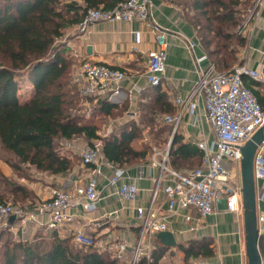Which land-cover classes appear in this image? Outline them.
<instances>
[{
  "label": "trees",
  "instance_id": "16d2710c",
  "mask_svg": "<svg viewBox=\"0 0 264 264\" xmlns=\"http://www.w3.org/2000/svg\"><path fill=\"white\" fill-rule=\"evenodd\" d=\"M121 1L0 0V145L20 163L55 175L66 174L75 164V156L60 153L57 140L82 135L89 145L100 139L106 159L116 166L127 167L129 163L148 158L147 150L132 145L138 135V121H128L119 132L101 136L95 124L80 120L75 113L76 104L93 97L81 95L72 80L76 61L63 54V37L81 21L88 8H112ZM167 1L183 6L185 18L217 68L233 71L239 62V53L246 45L241 23L253 0ZM21 75L33 86L26 98H21L19 93ZM244 80L264 108L261 83L249 80L247 76ZM142 97L139 102L141 118L154 119L159 113L164 116L177 112L159 85L149 87ZM96 104L105 114L118 107L107 98ZM124 108L127 109V105ZM168 126L172 133L173 126ZM171 133L169 165L177 170L186 164L190 165L189 170L198 167L202 151L197 144L186 140L178 129ZM11 165L20 169L14 163ZM6 191L14 194L25 191V188L0 170V204L7 203ZM5 229L0 230V242ZM47 233L46 236L36 234L33 240L20 237L0 243V264H120L109 251L76 244L72 236L61 237L56 229ZM177 246L184 253L185 264H193L192 259H209L215 254L211 241L206 238ZM259 247L264 256V236L259 238ZM169 248L156 235L151 260L142 256L137 264H161Z\"/></svg>",
  "mask_w": 264,
  "mask_h": 264
},
{
  "label": "built area",
  "instance_id": "2783aa9c",
  "mask_svg": "<svg viewBox=\"0 0 264 264\" xmlns=\"http://www.w3.org/2000/svg\"><path fill=\"white\" fill-rule=\"evenodd\" d=\"M264 0H253L251 7L242 20V35L247 38V30L258 8ZM151 0H123L112 8H88L81 21L74 26L73 34L82 35L97 21H146L150 17ZM158 48L148 53L146 80L150 86L161 84L166 69L167 35L157 23L153 24ZM198 62L206 61L199 70L190 93L177 97V112L166 114L164 121L176 130L183 115L194 113L203 101L205 115L211 124L213 138L205 136L196 141L202 151L201 164L191 170H177L168 163V151L160 160L153 159L151 166L159 169L152 189L151 202L148 207H139L141 236L135 247L130 250L127 242L117 239L112 233H106L99 240L88 234L82 225L73 231L74 241L81 246H97L100 251H109L120 264H137L142 256L151 260L153 233L168 230L167 219L178 214L181 209L194 208L200 217L214 212L215 203L225 199L226 208L236 213L243 212V192L241 179V147L252 134L264 124V108L256 95L248 87L244 76L255 80H264V74L250 67L241 59L233 71H220L204 51ZM127 78L124 69L111 66L105 62L83 59L73 73V82L79 87L82 96L98 97L107 95L111 102H121L122 83ZM157 152L156 155H158ZM84 165L95 168L97 174L102 166L113 170L108 185H118L117 193L123 200L135 199L139 192L137 179L127 178L126 167L116 166L104 155L102 141L94 140L80 151ZM143 169L140 170V174ZM254 176L257 182H264V141L258 146L254 157ZM164 183V184H163ZM163 191L167 203L166 213H160L154 206L159 191ZM102 195L96 177L74 182L60 187L51 186L49 197L35 208L22 212L10 203L0 204V226L14 231L36 221L38 216H46L49 229H58L75 220L76 214L71 208H80L83 212L96 209ZM15 215L11 224L10 217ZM187 220L190 216L186 217ZM19 222L20 226L16 224ZM259 237L264 236V211L258 213Z\"/></svg>",
  "mask_w": 264,
  "mask_h": 264
},
{
  "label": "crops",
  "instance_id": "0c3cea01",
  "mask_svg": "<svg viewBox=\"0 0 264 264\" xmlns=\"http://www.w3.org/2000/svg\"><path fill=\"white\" fill-rule=\"evenodd\" d=\"M154 23H157L167 35L166 69L159 88L167 93L170 101L178 110L176 98H184L190 93L199 78V70L206 64V61H197V57L203 54L204 49L194 28L174 3L167 0H151L150 17L146 21H97L82 35L73 34L72 31L75 29L73 27L62 39L65 43L64 56L72 57L76 61L72 71V80L75 68L83 59L105 62L126 70L127 78L122 83L121 102L112 103L127 105L126 112L129 116L127 122L133 119L137 121L140 113L139 102L143 100V93L152 87L148 84L145 74L148 53L158 48L155 39L156 32L153 29ZM89 45L92 46L91 54L87 53ZM239 57L250 67L264 74V2L252 18L247 30L246 45L241 49ZM247 78L252 80L248 76ZM257 81L261 83L260 90L262 91L264 80ZM103 98H107V95L93 97L95 103ZM199 105L200 108L194 113H185L177 127L186 140L195 143L203 136L208 139L213 138L212 127L205 115L202 100ZM171 141L172 135L169 147ZM169 147L166 150L168 152ZM66 148L74 150L72 144ZM156 153L157 151L153 159H156ZM152 161L149 160L138 166L127 165L125 180L130 181L136 178L139 187L137 197L132 200H123L119 197L117 188L120 183L108 185L109 178L113 174L111 168L103 165L101 173L97 174L93 166L84 165L81 160L75 162L66 174H45L51 179L55 178L56 185L51 180V183L36 182L33 184L36 189H39L37 194L43 201L49 197L51 186L64 187L96 177L102 191L96 209L92 212H83L80 208H71L70 211L77 215L75 220L59 227L56 231L61 237L72 236L75 228L82 225L88 234L98 237L99 240L106 233H112L117 239L126 241L132 250L141 236L137 209L149 206L155 177L159 174V169L151 166ZM141 169H143L142 174H140ZM257 188L260 196L257 206L260 213L264 211V182H257ZM154 206L158 212L166 213L167 203L162 190L159 191ZM187 216H190L189 220ZM46 219L45 215L38 216L36 221L26 225L23 230L15 234L22 238L28 236L29 239L34 237L38 231L48 232L51 229L47 227ZM167 224L168 230L175 234L179 243L203 238L211 241V246L215 251L214 256L202 260L192 259L193 264H248L243 212L236 213L227 210L224 198L215 203L214 212L206 217H200L194 208H185L181 209L178 214L170 216ZM16 225L20 226L19 222ZM156 233L151 236L152 245ZM161 264H185L184 253L178 246L170 247L161 259Z\"/></svg>",
  "mask_w": 264,
  "mask_h": 264
},
{
  "label": "rangeland",
  "instance_id": "374dc122",
  "mask_svg": "<svg viewBox=\"0 0 264 264\" xmlns=\"http://www.w3.org/2000/svg\"><path fill=\"white\" fill-rule=\"evenodd\" d=\"M185 1V0H181ZM178 7L183 12L184 16L186 14L183 11V6L178 5ZM188 21V20H187ZM240 56V53H239ZM240 58V57H239ZM240 60V59H239ZM20 84V95L21 98L30 96V92L33 90V86L31 82L24 76L21 75L19 77ZM77 88L78 85H77ZM262 93H264V86L262 87ZM124 103L118 105V107L110 114H105L100 111V106L92 100L82 99L80 103L76 104L75 113L80 116L81 121H86L89 124H95L98 127V133L101 136H107L112 132H119L124 123L129 120V116L127 115V109L124 108ZM164 116L162 113L156 115L154 119H150L149 117H142L138 114L137 121L138 126V135L136 139L132 142L134 148L139 150H147L149 156L145 160H136L132 163H129L130 166H138L140 164L147 163L149 160H153L155 152L165 153L169 147L170 143V128L169 124L164 121ZM167 129V130H166ZM172 134V133H171ZM69 144H72L73 149L66 148ZM88 145V140L84 135L76 136L73 139H64L59 138L57 140L56 147L60 150V153L65 155H74L75 162L81 160L80 151L83 147ZM159 154V153H158ZM157 160L161 159V154L157 155ZM16 164L20 167V169H14L11 164ZM10 168V169H9ZM183 169H190V165L186 164L182 167ZM0 170L12 180L17 181L19 184H22L25 188V191H17L12 194L6 191L4 194L8 197L7 203L13 204L16 208L20 209L22 212L27 210H31L35 208L42 200L38 197L37 190L33 183H51L53 181L54 185L57 182L54 179L49 178L45 174L49 175L48 172H43L37 170L34 166L29 164H22L19 162L18 158L15 157L12 153L5 150L0 145ZM11 170V171H10ZM48 180V181H46ZM53 185V184H52ZM5 228H1L0 230ZM1 230V231H2ZM5 234L1 237V242L4 243L7 239H17L18 237L15 233L17 231L6 230ZM36 234L42 236L48 234L47 231L44 233L37 232ZM46 236V235H45ZM28 236L22 238L24 240L28 239ZM34 237L29 238L33 240ZM74 243H76L74 241ZM77 244V243H76Z\"/></svg>",
  "mask_w": 264,
  "mask_h": 264
},
{
  "label": "water",
  "instance_id": "95a60500",
  "mask_svg": "<svg viewBox=\"0 0 264 264\" xmlns=\"http://www.w3.org/2000/svg\"><path fill=\"white\" fill-rule=\"evenodd\" d=\"M92 46H87V53L91 54ZM264 141V124L258 128L241 147V179L243 192V222L245 232V250L248 264H264L263 255L259 247L258 233V206L260 198L258 194L257 181L254 176V157L258 146ZM16 216L10 217V222ZM160 242L167 247L179 244L175 234L170 230L158 231L156 233Z\"/></svg>",
  "mask_w": 264,
  "mask_h": 264
}]
</instances>
